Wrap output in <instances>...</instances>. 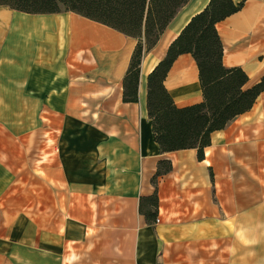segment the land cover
I'll return each mask as SVG.
<instances>
[{
    "label": "crops",
    "instance_id": "0c3cea01",
    "mask_svg": "<svg viewBox=\"0 0 264 264\" xmlns=\"http://www.w3.org/2000/svg\"><path fill=\"white\" fill-rule=\"evenodd\" d=\"M241 0H232L234 4ZM209 0H189L144 50L137 102H122L135 38L74 12L0 6V264H264V91L203 149L161 153L147 75ZM222 65L264 77V0L215 24ZM163 86L202 101L190 54ZM171 170L152 184L158 162ZM157 196L154 218L140 198ZM259 241L245 246L235 226Z\"/></svg>",
    "mask_w": 264,
    "mask_h": 264
},
{
    "label": "trees",
    "instance_id": "16d2710c",
    "mask_svg": "<svg viewBox=\"0 0 264 264\" xmlns=\"http://www.w3.org/2000/svg\"><path fill=\"white\" fill-rule=\"evenodd\" d=\"M189 0H0V6L28 13L74 12L137 40L122 81V102H137L143 51L154 47L170 21ZM243 0H209L167 48L164 58L147 75V115L153 141L161 153L197 149L199 160L210 144V134L223 129L236 116L248 111L264 91V77L245 88L248 77L239 67L222 65V46L215 24L237 12ZM190 54L197 66L202 101L178 108L163 86L177 56ZM171 170L169 161L158 162L151 181ZM157 196L140 198L139 212L155 217Z\"/></svg>",
    "mask_w": 264,
    "mask_h": 264
},
{
    "label": "clouds",
    "instance_id": "9594fccd",
    "mask_svg": "<svg viewBox=\"0 0 264 264\" xmlns=\"http://www.w3.org/2000/svg\"><path fill=\"white\" fill-rule=\"evenodd\" d=\"M258 227L264 228V222H261L257 225ZM252 229L245 227L243 224L235 226L234 235L235 237L245 246H253L255 243H258L259 241L254 240L251 236Z\"/></svg>",
    "mask_w": 264,
    "mask_h": 264
}]
</instances>
